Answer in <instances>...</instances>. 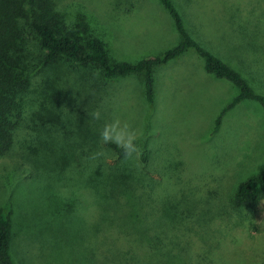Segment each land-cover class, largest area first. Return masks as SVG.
Returning <instances> with one entry per match:
<instances>
[{"label":"trees","instance_id":"16d2710c","mask_svg":"<svg viewBox=\"0 0 264 264\" xmlns=\"http://www.w3.org/2000/svg\"><path fill=\"white\" fill-rule=\"evenodd\" d=\"M83 1L0 0V165L4 172L0 176H14L8 182L10 201L0 202V264H50L52 259L56 264H85L88 255L80 253L77 260L71 251L78 225L87 214V192H94L98 204L102 203L96 234L106 229L124 243L131 235L137 238L152 232V223L141 210L153 211L149 198L160 205L154 196L159 180L153 176L157 172L154 147L136 142L138 151L125 159L120 149L101 142L108 107L101 95L102 79L138 74L145 102L153 103L154 69L192 48L207 73L238 89L218 114L214 131L224 113L243 100L257 101L264 109V95L188 33L171 0L159 1L172 17L180 41L159 55L135 62L111 58L107 44L94 30L97 16ZM96 110L101 112L100 120L91 116ZM101 150L105 156L92 159ZM263 198L264 169L238 184L232 204L252 208L256 214ZM170 203L158 210L162 208L167 217L184 215L179 205ZM152 239L160 242L154 235L142 241L156 247L149 243ZM124 253L126 264L137 263L132 251ZM103 260L97 258L98 264H112Z\"/></svg>","mask_w":264,"mask_h":264},{"label":"rangeland","instance_id":"374dc122","mask_svg":"<svg viewBox=\"0 0 264 264\" xmlns=\"http://www.w3.org/2000/svg\"><path fill=\"white\" fill-rule=\"evenodd\" d=\"M171 1L188 33L264 95V0ZM83 3L97 16L94 30L114 60L135 62L159 55L181 39L159 0ZM153 76V103L145 102L138 74L102 79L101 92L108 102L106 121L114 117L128 121L137 132L136 142L154 147L157 172L153 176L159 179L154 196L160 205L149 198L153 211L141 210L151 221L152 232L137 238L131 235L124 243L106 229L96 234L102 203L98 204L94 192H87V214L82 213L71 251L74 259L81 253L89 256L85 264L105 258L112 264H126L124 251L130 250L136 264H264V198L256 214L252 208L232 204L238 184L264 169V109L257 101L243 100L224 113L214 131L218 114L238 89L207 73L192 48L157 66ZM13 177L0 176L4 205L10 201L8 182ZM169 202L172 207L179 205L184 215L167 217L162 208L158 210L163 203L169 207ZM100 225L106 228L104 221ZM150 235L160 240L157 244L150 240L156 247L142 241Z\"/></svg>","mask_w":264,"mask_h":264},{"label":"clouds","instance_id":"9594fccd","mask_svg":"<svg viewBox=\"0 0 264 264\" xmlns=\"http://www.w3.org/2000/svg\"><path fill=\"white\" fill-rule=\"evenodd\" d=\"M69 30H71L70 25ZM91 116L95 120H100L101 112L96 110ZM99 135L104 145H114L115 148L121 150L125 159L131 158L138 151L136 130L128 121H122L119 117L106 121L100 129ZM104 156L105 152L101 150L93 153L92 159H99Z\"/></svg>","mask_w":264,"mask_h":264}]
</instances>
